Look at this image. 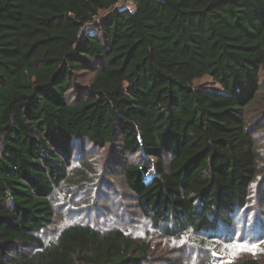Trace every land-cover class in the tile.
Listing matches in <instances>:
<instances>
[{
    "label": "trees",
    "instance_id": "obj_1",
    "mask_svg": "<svg viewBox=\"0 0 264 264\" xmlns=\"http://www.w3.org/2000/svg\"><path fill=\"white\" fill-rule=\"evenodd\" d=\"M120 1L0 0V264H178L117 227L42 238L54 190L87 183L109 146L134 158L121 179L154 225L211 231L250 201L264 0ZM204 76L221 91L195 88Z\"/></svg>",
    "mask_w": 264,
    "mask_h": 264
},
{
    "label": "rangeland",
    "instance_id": "obj_2",
    "mask_svg": "<svg viewBox=\"0 0 264 264\" xmlns=\"http://www.w3.org/2000/svg\"><path fill=\"white\" fill-rule=\"evenodd\" d=\"M127 5L126 0L117 4L121 8ZM99 18L94 19L87 32L97 33L94 24ZM91 76L85 72L77 74L76 85L84 86ZM193 86L221 91L209 76L194 80ZM248 112L253 123L259 122L261 116L264 117V104L256 105ZM260 126L257 125L256 130ZM257 138L259 174L252 184L250 201L244 209L233 212L230 225H220L206 232L179 228L171 220L154 225L142 213L135 196L125 188L121 179L119 163L134 158H128L114 146H109L91 158L96 171L88 175L87 183L63 185L54 190L51 200L56 217L41 236L45 242L54 240L61 228L72 223L89 224L101 230L117 227L148 242L156 261L161 257L178 264H234L241 258L253 257L264 264V133H258ZM72 166H78L77 159ZM152 175L153 170L147 174V181ZM171 227L173 232L169 235L166 230ZM244 245H255V253L239 250Z\"/></svg>",
    "mask_w": 264,
    "mask_h": 264
},
{
    "label": "snow or ice",
    "instance_id": "obj_3",
    "mask_svg": "<svg viewBox=\"0 0 264 264\" xmlns=\"http://www.w3.org/2000/svg\"><path fill=\"white\" fill-rule=\"evenodd\" d=\"M239 250H247V251H252L253 254L255 253V250H256V246L255 245H252L251 247L247 246V245H244V246H241L239 248Z\"/></svg>",
    "mask_w": 264,
    "mask_h": 264
}]
</instances>
